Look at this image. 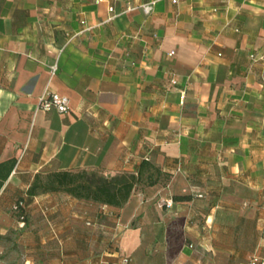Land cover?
<instances>
[{
    "label": "crops",
    "instance_id": "obj_1",
    "mask_svg": "<svg viewBox=\"0 0 264 264\" xmlns=\"http://www.w3.org/2000/svg\"><path fill=\"white\" fill-rule=\"evenodd\" d=\"M142 160L120 207L28 193ZM1 181L0 264L264 262V0H0Z\"/></svg>",
    "mask_w": 264,
    "mask_h": 264
},
{
    "label": "trees",
    "instance_id": "obj_2",
    "mask_svg": "<svg viewBox=\"0 0 264 264\" xmlns=\"http://www.w3.org/2000/svg\"><path fill=\"white\" fill-rule=\"evenodd\" d=\"M167 177L159 167L150 161L142 160L135 172H122L113 176L88 173L85 170H58L48 172L44 176L37 174L28 193L58 190L76 198L120 207L128 200L136 185H153ZM2 183L3 181L0 186ZM187 198V195H173L174 200ZM20 207L21 205L16 211L22 214Z\"/></svg>",
    "mask_w": 264,
    "mask_h": 264
},
{
    "label": "built area",
    "instance_id": "obj_3",
    "mask_svg": "<svg viewBox=\"0 0 264 264\" xmlns=\"http://www.w3.org/2000/svg\"><path fill=\"white\" fill-rule=\"evenodd\" d=\"M96 1L99 2L102 0H96ZM153 4H154V1L143 4L142 5V11L146 14L150 13L152 10ZM108 11L113 13V7L109 6ZM81 24H83V26H84L83 30H88L91 28L90 26H87L85 24L84 20H81ZM170 54H172V52ZM251 56L254 57L253 55H251ZM56 70H57V63H53L52 65L49 66V72L51 75H53ZM171 83L175 84L176 80L172 78ZM39 107L45 111H49L51 109H54L59 113H66L69 109V98L67 96L61 95L57 92L45 90L39 97ZM171 203H172V201L170 198L160 199L157 202L159 207H162L164 205L170 206ZM20 205H21V203L16 204L14 206V209L18 210V207ZM128 261L129 260L127 258H124L123 264H127ZM257 263L264 264V262L262 260H260V258L257 255H253L249 258L248 264H257Z\"/></svg>",
    "mask_w": 264,
    "mask_h": 264
}]
</instances>
